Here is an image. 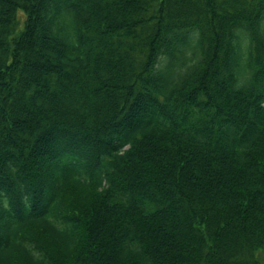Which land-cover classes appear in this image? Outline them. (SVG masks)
I'll return each instance as SVG.
<instances>
[{"label": "trees", "instance_id": "16d2710c", "mask_svg": "<svg viewBox=\"0 0 264 264\" xmlns=\"http://www.w3.org/2000/svg\"><path fill=\"white\" fill-rule=\"evenodd\" d=\"M264 0H0V264H263Z\"/></svg>", "mask_w": 264, "mask_h": 264}, {"label": "rangeland", "instance_id": "374dc122", "mask_svg": "<svg viewBox=\"0 0 264 264\" xmlns=\"http://www.w3.org/2000/svg\"><path fill=\"white\" fill-rule=\"evenodd\" d=\"M260 259H261L262 263L264 264V254L260 255Z\"/></svg>", "mask_w": 264, "mask_h": 264}]
</instances>
